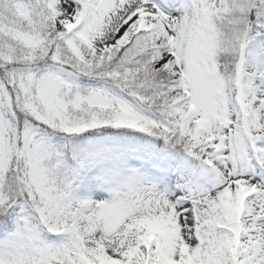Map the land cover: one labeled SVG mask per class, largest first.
Here are the masks:
<instances>
[{
  "label": "snow or ice",
  "instance_id": "snow-or-ice-1",
  "mask_svg": "<svg viewBox=\"0 0 264 264\" xmlns=\"http://www.w3.org/2000/svg\"><path fill=\"white\" fill-rule=\"evenodd\" d=\"M0 264H264V0H0Z\"/></svg>",
  "mask_w": 264,
  "mask_h": 264
}]
</instances>
